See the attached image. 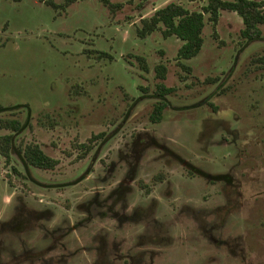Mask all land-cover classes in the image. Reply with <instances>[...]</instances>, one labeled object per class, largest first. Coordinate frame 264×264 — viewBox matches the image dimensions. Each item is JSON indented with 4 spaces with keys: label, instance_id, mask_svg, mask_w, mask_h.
Masks as SVG:
<instances>
[{
    "label": "rangeland",
    "instance_id": "1",
    "mask_svg": "<svg viewBox=\"0 0 264 264\" xmlns=\"http://www.w3.org/2000/svg\"><path fill=\"white\" fill-rule=\"evenodd\" d=\"M108 1L122 5L0 0V135L11 132L8 120L23 126L10 162L0 155V197L11 196L13 214L24 206L17 218L30 223L21 235L0 232L26 248L0 250V264H264V26L245 41L236 13L221 12L215 28L205 14L201 50L179 61L185 70L176 60L182 41L159 30L140 38L136 27L169 2L199 10L206 0ZM160 82L173 91L153 124ZM122 117L91 168L89 181L99 180L71 183L102 140L93 136ZM150 134L166 139L156 147ZM28 143L57 159L54 168L25 172L19 156ZM117 185L126 188L108 196ZM100 189L108 207L92 197ZM43 206L54 213L49 223L36 218ZM4 212L0 204V220ZM66 214L86 220L69 230L59 224Z\"/></svg>",
    "mask_w": 264,
    "mask_h": 264
},
{
    "label": "trees",
    "instance_id": "2",
    "mask_svg": "<svg viewBox=\"0 0 264 264\" xmlns=\"http://www.w3.org/2000/svg\"><path fill=\"white\" fill-rule=\"evenodd\" d=\"M71 1V0H70ZM132 2L134 0H127ZM146 1V0H141ZM111 10L121 7V3L112 4L108 0H103ZM223 11L236 13L242 21L240 36L243 40L259 39L262 31L259 26H264V0H206V3L199 10H190L181 4L169 2L156 8L149 17H142L140 25L136 27V34L144 38L153 31L159 30L162 36H175L181 45L176 51V60L181 68L189 70L190 68L180 60H188L195 57L202 48V31L205 24V14L208 20L212 22L213 28L216 26L218 18ZM215 33V32H214ZM105 54V52H102ZM140 63L141 68L148 70L145 59L142 56H135ZM156 77L164 79L167 68L164 64H157L154 67ZM173 91L172 87H167L163 83H158L155 92L160 94L162 99L154 104L150 113V118L159 121L162 117L163 109L166 107L164 96ZM8 128L17 130L19 123L17 120H8ZM12 135L7 134L0 138V153L8 160L9 142ZM94 137V136H93ZM2 140L4 144H2ZM23 157L29 164L41 167L52 168L56 159L45 155L36 144H28L23 149Z\"/></svg>",
    "mask_w": 264,
    "mask_h": 264
},
{
    "label": "flooded vegetation",
    "instance_id": "3",
    "mask_svg": "<svg viewBox=\"0 0 264 264\" xmlns=\"http://www.w3.org/2000/svg\"><path fill=\"white\" fill-rule=\"evenodd\" d=\"M156 93V92H155ZM158 96H160V94H158V93H156ZM161 97V96H160ZM132 105V104H131ZM166 106H167V103H166ZM164 110V109H163ZM163 113V112H162ZM149 119H150V122L151 123H153V124H156V123H160L161 122V119H162V117H161V119L159 120V121H154V120H152L151 118H150V115H149ZM18 121V120H17ZM123 122H125V118H120L119 120H117V121H115L114 122V124H111V126H110V130H109V132L108 133H98V134H96L95 136H94V138H97V139H102L99 143H98V146L96 147V149H95V151H94V156L92 157V160L91 161H88L87 163H89L90 165H89V167L86 169V170H84L83 172H82V174L79 176V178L76 180H74V181H71V183H73V184H76V183H79V182H88V183H91V182H94V179L95 180H97L95 177H96V175H94L92 178H91V180L89 181V179H90V172H91V168L96 164V160H97V158H99L101 155H99L100 154V152H101V148H102V146H103V144H105V142H107L110 138H112V136L115 134V132L117 131V129L120 127V125L123 123ZM18 123H19V127H18V129L17 130H12L11 128V132L10 133H8V134H11L12 135V137H11V139H10V142H9V151H8V153H9V158H8V160H6V158H5V156L3 155V154H1L0 153V155L4 158V160H5V162H10V160H11V156H12V152H14L15 150L13 149L14 148V146H13V139H14V137H15V134L16 133H18V132H20L21 131V129H22V125H21V123L18 121ZM228 134H233V132H230V129H229V131L227 132ZM235 134V133H234ZM4 135H7V134H3V135H0V138L2 137V136H4ZM161 137V138H160ZM160 137H158V136H156L155 134H150V136L148 137V141L150 142V143H152V145H155L156 147H157V144L159 143L158 141L159 140H162L163 142H164V140L166 139V137L164 136L163 138H164V140L162 139V136H160ZM158 140V141H157ZM223 140H224V138H223ZM2 144H4V141L2 140ZM28 144H36L39 148H40V146L37 144V143H28ZM28 144H26V145H28ZM26 145H24L23 146V148L21 149V156H19L20 157V161H21V164L22 165H24V170H25V172H27V171H29V168L28 167H35V168H38V169H43V170H45V169H52V168H54V166L58 163V160H57V163L52 167V168H41V167H38V166H35V165H32V164H29L28 162H26V160L24 159V157H23V149L25 148V146ZM160 148H165V150H168L165 146H163V144L162 145H158ZM80 147H83V148H85V150H88L89 149V146H87L86 144H81V146ZM41 149V148H40ZM41 151L45 154V155H47L42 149H41ZM169 153H171V154H173V156L175 157L176 155H175V153L174 152H172V151H168ZM48 156V155H47ZM48 157H50V156H48ZM50 158H52V157H50ZM52 159H55V158H52ZM86 163V164H87ZM86 164H84V166L86 165ZM182 164L183 165H185L184 164V162H182ZM100 166H102L103 168H106L107 166H109V163L107 164V163H100ZM187 167H189V169H190V166H187ZM13 169H14V171H16V169L13 167ZM190 171V170H189ZM110 173V172H109ZM220 177L221 178H225V182H227V183H230L231 181H230V178H228V175H225V174H222V175H220ZM158 178H159V181H161L162 182V179H161V177L160 176H158ZM99 180V179H98ZM97 180V181H98ZM218 180H220L219 178L218 179H213V180H210L211 182H216V181H218ZM101 181H104V179H101ZM230 181V182H229ZM35 184L37 185V184H40V186H42V187H44V186H46V184L45 183H40V182H35ZM86 184V183H85ZM87 185V184H86ZM120 186H121V184H119ZM119 185H117L115 188H113L111 191H110V193H108V196L109 195H111L112 193H116L117 195L118 194H120V193H122V191L126 188L124 185H122L123 187L120 189V190H117L116 188L119 186ZM114 190V191H113ZM102 191L103 190H95V191H93V198H94V201H97L96 199H100V201H102V199H105V198H102ZM148 191V188H146V192ZM150 192V191H149ZM148 192V193H149ZM9 196L10 195H3L2 197H0V204H1V206H3V209H5V212H7V211H9V213H8V217L5 219H3V220H0V232L2 231V230H6V235H10V233L8 232V230L10 231V232H13L15 235H21V234H23V232H22V229L23 228H25V224H26V221L24 220V221H22V220H20V219H18L19 217V215H21V213H22V208H24V206H20V209H19V211H16V213L17 214H13V212H11V206L9 207L7 204H6V200H5V198H9ZM11 197V196H10ZM87 197V199L90 197V195L89 196H86ZM10 199V198H9ZM87 199H85V200H87ZM42 199H38L37 201H41ZM8 201V200H7ZM14 202H16V201H14ZM26 202H28V201H26ZM88 202V201H87ZM48 203H54V202H50V201H48V202H46V203H44V204H48ZM83 203H85V201L84 200H82L81 202H80V204L83 206L84 204ZM102 204H104L106 207H108V205H107V203H105L104 202V200L102 201ZM29 205L30 206H34V205H32V202H29ZM9 207V208H8ZM37 207V206H36ZM52 209V208H51ZM4 212V213H5ZM100 214H101V211H100ZM18 217V218H17ZM52 217H54V213L52 212H50V207L49 206H43V207H41L39 210H37L36 211V218H42V219H45L48 223L50 222V219L52 218ZM29 218H33L32 217V215H30V217ZM60 218H61V220L59 221V224L61 225L60 227H63V225H65V226H68L67 227V229H69V230H75V225L76 226H81L82 225V223L86 220V218L85 217H80V218H78V219H74L73 220V222H71L70 220H69V218H68V216H67V214L66 215H64V216H60ZM72 223V224H71ZM30 226V223H27L26 224V226ZM53 226H51L50 228H46V231H48L47 232V236H46V238H49V236H52V238L54 237V235H55V231H54V225H55V223L54 224H52ZM35 228V227H34ZM36 229V231L37 230H39V231H43V228H41V227H39V228H35ZM57 229H58V227H57ZM8 232V233H7ZM1 234V233H0ZM52 234V235H51ZM54 234V235H53ZM1 239H0V250H2L1 252L3 253V254H5V255H7L8 256V254H9V252H14V250H18V251H22V253L26 250V248H22V246H23V244L25 245V243L22 241V239H20L17 243H11V242H7L6 241V237H5V235L4 236H1L0 237ZM101 244V243H100ZM235 245V244H234ZM53 247H50V248H48V249H52ZM14 257H16V256H14V253L13 254H11V257H9L10 258V260L11 259H13L14 260V263H15V261L17 260V259H15ZM8 262H10V261H8ZM17 262H19V261H17Z\"/></svg>",
    "mask_w": 264,
    "mask_h": 264
}]
</instances>
